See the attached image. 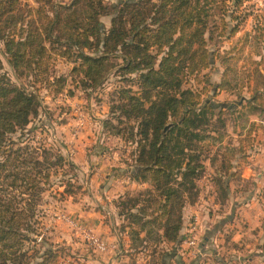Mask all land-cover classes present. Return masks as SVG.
Wrapping results in <instances>:
<instances>
[{
	"label": "trees",
	"instance_id": "trees-1",
	"mask_svg": "<svg viewBox=\"0 0 264 264\" xmlns=\"http://www.w3.org/2000/svg\"><path fill=\"white\" fill-rule=\"evenodd\" d=\"M243 1L0 0V264H50L56 255L42 228L44 196L62 188L55 192L62 201L81 189L62 143L59 149L27 143L28 126L41 118L39 90L90 95L116 78L103 134L132 146L128 174L147 185L112 202L127 232L130 264L132 254L179 244L183 209L197 200L207 162L217 165L214 180L226 194L223 180L241 149L206 155L205 142L225 135L226 120L212 99L225 92L242 100L250 79L263 81L258 63L250 61L251 72L238 67L244 42L219 51L246 18L236 14ZM254 32L258 49V25ZM2 57L28 85L1 73ZM56 60L71 66L67 76L54 74ZM216 66L218 84L209 76ZM61 173L64 179L55 181Z\"/></svg>",
	"mask_w": 264,
	"mask_h": 264
},
{
	"label": "crops",
	"instance_id": "crops-1",
	"mask_svg": "<svg viewBox=\"0 0 264 264\" xmlns=\"http://www.w3.org/2000/svg\"><path fill=\"white\" fill-rule=\"evenodd\" d=\"M262 5L264 0L243 1L236 14H245L246 18L235 34L229 36L227 33L219 44V51H227L244 42L238 67L251 72L250 61L256 62L263 78L258 84L249 80L241 91L242 100L236 93L219 92L213 97L215 101L223 98L225 103L216 106L219 111H226L233 130L222 138L230 139L229 148L241 149L234 156L232 174L223 180L226 194H220L214 180L215 175L220 176L217 165L211 167L207 162L205 176L198 182L197 200L183 209L179 244H160L145 254H132L137 264H264V21L261 24L257 21L260 19L261 22L264 17L260 15ZM256 25L263 36L258 49L253 40ZM220 75L221 70L216 66L210 72V81L218 84ZM254 90L258 97L252 101L250 97ZM103 120L99 121L101 125ZM106 138L112 137L103 135V139ZM96 140L99 142L100 137ZM86 144L68 145L64 150L70 156L72 151L71 162L82 173L89 172L84 187L90 189V194L74 200L65 197L60 202L66 212L62 217L76 234H87L106 244V250L100 252L88 241V245L81 248L83 264H127L129 239L127 232L120 230L123 221L113 210L112 202L126 192L143 190L147 185L131 180L128 168L122 169L117 162L108 161L115 155L114 150L110 149L106 154L95 148L92 153L87 150L88 155ZM94 155H98L99 160L105 157V162L101 160L102 163L92 169L89 162ZM193 218L198 224L196 255L188 253L183 243ZM56 219H59L57 215Z\"/></svg>",
	"mask_w": 264,
	"mask_h": 264
},
{
	"label": "rangeland",
	"instance_id": "rangeland-1",
	"mask_svg": "<svg viewBox=\"0 0 264 264\" xmlns=\"http://www.w3.org/2000/svg\"><path fill=\"white\" fill-rule=\"evenodd\" d=\"M28 1L33 3V0ZM62 1L64 3H68L69 0ZM2 63L3 70L1 73L5 72L12 83L28 85V79L23 78L19 80L15 78L3 57ZM70 68V65H66L64 63L62 64L61 61L56 60L52 69L54 70V74L56 76H67ZM115 83L116 78L111 76L102 90H98L95 93H91L90 95L80 90L71 89L74 91V97H67L66 92H62L61 94L55 96L49 94L47 91L39 90L37 94H39L41 98V111L39 113L41 118H36V120L32 121V124L28 126V129L33 131V133L31 136H29L32 140H29L27 143L34 146L41 144L43 146L54 144L57 147H55V149H59L58 144L60 142L63 145L62 148L60 147L61 153L70 162L72 158V151H70V156V154L66 153L64 150L68 145L73 147L75 144L76 146L80 145V142L83 144L87 143L86 151L90 150L91 153L92 149L95 151L98 149V151H104L106 154H109L107 153L109 152L108 150L112 149L114 150L115 155L111 156V159L107 157L108 161H115L119 165H122V169H126V163H130L129 153L131 152L132 146L123 143L114 137L103 139V128L101 123H99V121H102L105 119L106 115H108V104L110 99L109 95L112 93ZM222 99L217 101L212 99V101L215 103V105H218L220 103H225ZM44 110L47 111L46 115H51V117L48 118V122L52 128L47 127L48 123L45 120V114L42 113ZM225 112L226 111L222 112V114L223 119L226 120L224 130L226 135L228 131L233 130L231 129V124L228 123L230 118H227V114H225ZM57 121H59L60 124H56ZM222 131L223 130H220L221 133ZM77 135L78 137L76 138ZM98 137H100L99 142L96 140ZM213 137L214 139L212 141L205 142L207 149L206 155L209 158L212 157L213 153L216 152L218 148H228L231 142L227 137L222 138V136L221 140L218 136L217 138L215 136ZM89 138L90 141H88ZM75 139L76 143L74 144ZM77 143L79 144L77 145ZM80 147L82 149L85 148L84 146ZM88 153L89 151H87V154ZM97 157L98 155H94L93 160L89 162V164L92 166V169L100 165L102 163L101 160L105 162V157L103 159L101 157L100 160ZM107 166L110 167L111 165L109 166L107 164ZM112 169H114V167ZM62 174L63 173L59 174L55 181L63 180L64 177ZM67 175H74V173L69 172ZM88 175L89 172L82 173V171L78 168L76 176L77 183L81 189H78L76 194L71 197L73 200L80 197L84 198L89 196L90 189L87 190L84 187V183L87 181ZM73 181L75 184L74 178ZM55 192H62V188L55 189ZM55 192H53L51 195L50 193H47L44 196L45 204L42 207L45 214V217L42 220V228L45 232V236L51 239L54 245L53 251L56 255L55 259L50 264H83L84 255L83 251H81V248L85 245H88L87 237H90V235L85 234V238L83 234H76L75 231L72 230L73 228L66 225V221L62 217L64 214H66V212H64L65 210L62 209V204L60 203L63 200L61 201L58 194L55 196ZM56 215L59 218L58 220L56 219ZM127 261V264H130L129 258ZM133 264H137L135 259ZM139 264L143 263L141 262Z\"/></svg>",
	"mask_w": 264,
	"mask_h": 264
},
{
	"label": "built area",
	"instance_id": "built-area-1",
	"mask_svg": "<svg viewBox=\"0 0 264 264\" xmlns=\"http://www.w3.org/2000/svg\"><path fill=\"white\" fill-rule=\"evenodd\" d=\"M260 15L264 16V5L260 6ZM87 241H89V243L100 252L106 250V244L100 240L94 239L92 237H87ZM197 241H198V224H197V219L193 218L192 222L189 224L187 235L183 240V243L185 244L188 253L191 254L193 253V255L198 254Z\"/></svg>",
	"mask_w": 264,
	"mask_h": 264
}]
</instances>
